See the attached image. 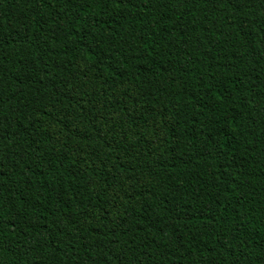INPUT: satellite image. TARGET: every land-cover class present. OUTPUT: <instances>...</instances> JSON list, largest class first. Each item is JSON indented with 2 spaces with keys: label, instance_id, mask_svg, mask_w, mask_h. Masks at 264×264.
<instances>
[{
  "label": "trees",
  "instance_id": "16d2710c",
  "mask_svg": "<svg viewBox=\"0 0 264 264\" xmlns=\"http://www.w3.org/2000/svg\"><path fill=\"white\" fill-rule=\"evenodd\" d=\"M0 264H264V0H0Z\"/></svg>",
  "mask_w": 264,
  "mask_h": 264
}]
</instances>
